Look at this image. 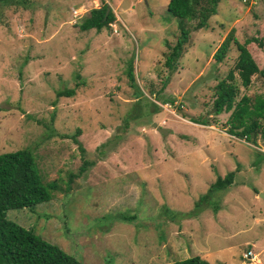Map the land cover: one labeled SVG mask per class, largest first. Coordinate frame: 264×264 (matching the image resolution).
<instances>
[{"label":"rangeland","instance_id":"374dc122","mask_svg":"<svg viewBox=\"0 0 264 264\" xmlns=\"http://www.w3.org/2000/svg\"><path fill=\"white\" fill-rule=\"evenodd\" d=\"M102 1L113 20L81 30ZM167 1L0 4V152L29 149L43 179L59 183L50 200L5 216L83 264L191 255L264 264V141L230 134V111L212 112L215 85L237 52L230 42L220 62L212 54L229 29L239 42L264 36V0H220L206 27L186 23L173 71L164 59L179 29ZM245 46L264 69V45ZM234 74L236 99L264 93V74L247 86ZM64 88L74 93L57 96ZM200 118L205 124L190 120ZM83 160L93 164L78 174ZM228 171L230 184L210 187ZM248 249L252 261L242 256Z\"/></svg>","mask_w":264,"mask_h":264},{"label":"trees","instance_id":"16d2710c","mask_svg":"<svg viewBox=\"0 0 264 264\" xmlns=\"http://www.w3.org/2000/svg\"><path fill=\"white\" fill-rule=\"evenodd\" d=\"M28 0H0L1 5L25 6ZM220 0H168L165 11L168 17L176 20L179 29L177 39L172 45L168 44V52L165 55L164 65L168 71H173L175 62L180 56L183 45L187 42L188 28L186 23L193 21L192 28L206 27L208 18L216 13V5ZM107 4L102 1L99 7L89 10V15L83 17L79 23L81 30L94 28L99 31L108 26L114 15L112 10L106 12ZM106 12V13H105ZM230 42L234 44L237 56L234 65L221 77L215 85V97L212 101V112L230 111L227 123L228 132L249 143H256V136L264 141V93L252 97L242 94L236 99L237 86L235 74L242 86H247L254 73L264 74V69L259 68L252 55L245 46L249 42H255L258 46L264 45L263 37L246 38L239 42L227 31L217 48L212 54L216 62H220L230 48ZM127 75L133 87L134 83L131 61L128 63ZM163 85L166 84V78ZM73 88H64L56 92V95L70 96ZM154 106V105H153ZM195 123L205 124L206 120L190 119ZM199 120V121H197ZM81 151L83 149L81 148ZM92 161L83 160L77 172L82 174ZM233 171H228L224 176H217L210 185L212 188H224L231 183ZM59 188L57 179L45 180L41 176L32 152L27 148H18L12 151L0 152V264H83L74 255L67 253L58 245L46 241L30 228L8 219L5 211L11 208L32 207L53 196ZM66 188L67 183H66ZM203 199L206 195L201 196ZM130 217L123 216V220ZM248 262V261H247ZM163 264H209L208 260L198 255H191L175 261Z\"/></svg>","mask_w":264,"mask_h":264},{"label":"water","instance_id":"95a60500","mask_svg":"<svg viewBox=\"0 0 264 264\" xmlns=\"http://www.w3.org/2000/svg\"><path fill=\"white\" fill-rule=\"evenodd\" d=\"M109 10V7H107L106 8V12ZM105 12V13H106ZM153 126L155 127V129L157 130V131H159L160 133H162V134H165V133H167V128L166 127H162V126H160V125H157V124H153ZM260 195H262V193H260ZM263 196V195H262Z\"/></svg>","mask_w":264,"mask_h":264},{"label":"clouds","instance_id":"9594fccd","mask_svg":"<svg viewBox=\"0 0 264 264\" xmlns=\"http://www.w3.org/2000/svg\"><path fill=\"white\" fill-rule=\"evenodd\" d=\"M248 251H250V250L248 249L247 251L243 252V254L246 253V252H248ZM243 254H242V256H243ZM252 255H254V256H252ZM249 256H251L253 259H255V254L252 251H250ZM243 257H245V256H243ZM244 259L249 260V261H252V260L248 259L247 257H245Z\"/></svg>","mask_w":264,"mask_h":264},{"label":"built area","instance_id":"2783aa9c","mask_svg":"<svg viewBox=\"0 0 264 264\" xmlns=\"http://www.w3.org/2000/svg\"><path fill=\"white\" fill-rule=\"evenodd\" d=\"M249 254H250V251H248V252L244 253V254H243V256H245V257H248V256H249Z\"/></svg>","mask_w":264,"mask_h":264}]
</instances>
